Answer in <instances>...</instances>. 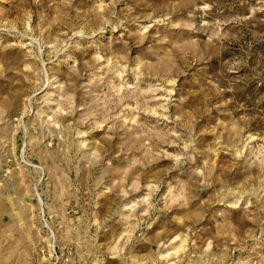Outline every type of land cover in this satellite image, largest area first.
I'll use <instances>...</instances> for the list:
<instances>
[{
    "label": "rangeland",
    "instance_id": "rangeland-1",
    "mask_svg": "<svg viewBox=\"0 0 264 264\" xmlns=\"http://www.w3.org/2000/svg\"><path fill=\"white\" fill-rule=\"evenodd\" d=\"M0 264H264V0H0Z\"/></svg>",
    "mask_w": 264,
    "mask_h": 264
}]
</instances>
